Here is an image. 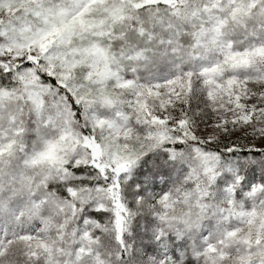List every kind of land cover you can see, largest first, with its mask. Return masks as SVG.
I'll list each match as a JSON object with an SVG mask.
<instances>
[{
    "label": "snow or ice",
    "instance_id": "snow-or-ice-1",
    "mask_svg": "<svg viewBox=\"0 0 264 264\" xmlns=\"http://www.w3.org/2000/svg\"><path fill=\"white\" fill-rule=\"evenodd\" d=\"M0 264H264V0H0Z\"/></svg>",
    "mask_w": 264,
    "mask_h": 264
}]
</instances>
